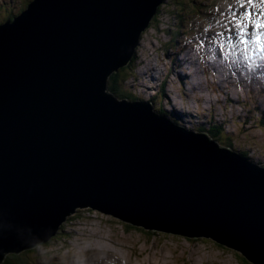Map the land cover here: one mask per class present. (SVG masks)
I'll return each mask as SVG.
<instances>
[{"label": "water", "instance_id": "1", "mask_svg": "<svg viewBox=\"0 0 264 264\" xmlns=\"http://www.w3.org/2000/svg\"><path fill=\"white\" fill-rule=\"evenodd\" d=\"M163 2L31 0L0 25V264L85 208L264 264V167L106 90Z\"/></svg>", "mask_w": 264, "mask_h": 264}, {"label": "rangeland", "instance_id": "2", "mask_svg": "<svg viewBox=\"0 0 264 264\" xmlns=\"http://www.w3.org/2000/svg\"><path fill=\"white\" fill-rule=\"evenodd\" d=\"M28 1L0 0V18L8 16L9 12L12 13L11 15L17 14ZM228 1L165 0L159 15L156 16L157 18H154L151 25L141 34L136 59L131 64L134 67L133 75H129L122 89L129 91L139 99L151 98V101L156 103L155 106L162 105L167 110L174 111L176 108V111L182 110L185 113H190L192 117L185 116L186 125L190 129L199 124L200 121L202 123L218 122L226 117L225 132L234 137L235 145L238 148L249 149L250 153L254 154V160L260 163L259 165L264 166V123L262 122L264 116L259 111L264 108V86L260 89L258 83V80L262 78L261 75L258 77L255 75L243 76L245 80L237 86L230 84L234 82L225 77L227 83L232 85L229 89V95L241 96L242 103L239 107L229 104L228 108L224 109V93L213 98L216 95L209 92L210 83H208V87L202 83V86L193 88V90L191 87L186 88L185 91L190 94V97L184 96L182 99L178 94L179 87L172 82L176 81L174 74H166L163 83L165 85L160 88L157 87V83L160 82L158 80L160 73H156L154 80L141 74L143 69L152 67L146 66L149 62V64L154 65L155 70L160 68L158 64L155 65V56L158 55L163 58L162 49L165 51L174 45L171 42L177 32L185 33V31L190 30L189 21H191L189 23L194 24L197 31H203L204 28L211 26L212 32H221V25L216 21L223 22L225 17L217 15L219 13L217 9L221 6L227 7ZM234 5L238 8L236 4ZM196 18L203 20L198 22ZM179 19L184 23L182 30L179 28V23L177 24ZM181 32H179L180 36L182 35ZM196 32L189 36L186 35L183 40L177 38L174 40L177 43L176 47L169 48V50L178 49L181 51L183 43L197 40ZM200 47L204 51L205 46ZM186 57L185 53L182 59ZM163 61L169 66L168 59ZM178 62H174L172 67L178 72L185 73L184 68L181 70L176 66ZM196 68L200 70L199 76L204 79L203 69L200 66ZM204 70H209V68L204 66ZM152 71L150 70L148 73ZM214 74L215 81L222 82L220 76L224 78V73L219 68L218 72H214ZM184 77L185 75L182 76V78ZM207 78L210 77L207 76ZM240 79L237 77L238 82ZM190 81H192L191 78L179 80L177 77V82L181 83L182 86L183 82L190 84ZM141 82L150 85L151 88L140 85ZM216 86V83L212 84V87ZM218 90L222 91V89ZM247 90L250 91L248 95L246 94ZM152 94H154L153 97H151ZM165 94L169 95L168 100L164 97ZM204 95L207 96L204 98ZM194 96L195 99L193 100ZM197 100L205 102L210 100L211 102L208 104L213 105L218 102L214 108L215 113L210 114V116L207 115V110L201 113L194 106L193 101ZM208 104L205 105V108L208 107ZM197 116L201 118L198 119ZM126 224L88 208L79 209L62 223L57 239H50L47 243L36 245L32 249H36L37 255L34 254L35 258H33L32 250H30L29 256L35 259L37 264H246L242 261L243 256L239 252L219 245L211 239L187 238L157 230H145L132 225L130 227L127 226L130 224Z\"/></svg>", "mask_w": 264, "mask_h": 264}, {"label": "trees", "instance_id": "3", "mask_svg": "<svg viewBox=\"0 0 264 264\" xmlns=\"http://www.w3.org/2000/svg\"><path fill=\"white\" fill-rule=\"evenodd\" d=\"M30 1L31 0H29L28 2L25 3V6H24V8H21V11H23L24 9H26L28 7V4ZM161 6L162 5H160L158 7L157 14L155 15L154 18H157L156 16L159 15V13L161 11ZM151 21L149 23V26L151 25ZM137 49H138V47L135 49V52H137ZM134 61H135V56L125 66L120 67L117 71L110 74V76L107 78V89H106L107 92L112 93L113 95H115L119 99L127 98L128 100H138V97H136L135 95H132L131 93H129V91L122 89V86L124 85V80L126 79V77L129 75H133L132 72L134 70V67L131 64H133ZM164 89H165V87H164ZM151 105L155 109L156 113H161V114H164V115L170 117L175 123L182 125V126H185L189 130L206 133L211 139L218 142L219 145L224 146V147H228L229 149L237 152L242 157L248 159L251 162H255L256 164L258 163L254 160V157H253L254 154H251L249 149H246L244 147L238 148L235 145L234 137L231 134L225 132L224 126H225V123L227 122L226 120L224 122H221V121L211 122V123L200 122L199 124L195 125L194 127H191L192 129H190L186 125L187 121L185 119L186 118L185 116L182 117L180 114H178L177 112H175L173 110H167L164 107H162V105L161 106L159 105L160 107L155 106L156 105L155 102H152ZM258 164H260V163H258ZM127 226L131 227V225H127ZM58 237L59 236L57 233L56 235H54L51 238V240L57 239ZM45 243H47V242H45ZM30 250H32L31 251L32 257L35 258L33 255L34 254L37 255V252H35L36 249L31 248V249L23 250V251L18 252V253L6 254V256L4 257V260L1 264H37L35 262V259H33L29 256ZM242 261L246 264H252V263L248 262L244 257L242 258Z\"/></svg>", "mask_w": 264, "mask_h": 264}, {"label": "snow or ice", "instance_id": "4", "mask_svg": "<svg viewBox=\"0 0 264 264\" xmlns=\"http://www.w3.org/2000/svg\"><path fill=\"white\" fill-rule=\"evenodd\" d=\"M235 4L240 11H237L232 3H228L226 12L217 9L219 14L225 17L223 22L216 21L221 25V32L215 33L214 39H207V36L212 35L211 26L203 29L206 38L200 40V45L205 43L215 45L218 48V55H223L228 46L234 53L240 51L238 45H244L246 53L249 46L247 37L251 31L256 47H260L264 33V0H235ZM220 40L224 43H220ZM256 71H264V63L257 65Z\"/></svg>", "mask_w": 264, "mask_h": 264}, {"label": "bare ground", "instance_id": "5", "mask_svg": "<svg viewBox=\"0 0 264 264\" xmlns=\"http://www.w3.org/2000/svg\"><path fill=\"white\" fill-rule=\"evenodd\" d=\"M159 66L162 64L161 62H158L157 63ZM184 75V74H183ZM185 78V77H184ZM200 86H202V83H201V85ZM205 96H207V95H204V98H205ZM193 98V97H192ZM195 99V96H194V98H193V100ZM207 102H211L210 100H207ZM170 118V117H169ZM206 134V133H205ZM112 229V228H111ZM92 233V232H91ZM172 234V233H171ZM176 235V234H175ZM181 236H183V235H181ZM184 237V236H183ZM203 238H206V237H203ZM208 239H211V238H208ZM51 264V263H50Z\"/></svg>", "mask_w": 264, "mask_h": 264}, {"label": "clouds", "instance_id": "6", "mask_svg": "<svg viewBox=\"0 0 264 264\" xmlns=\"http://www.w3.org/2000/svg\"><path fill=\"white\" fill-rule=\"evenodd\" d=\"M140 39H141V38H140ZM137 47H138V46H137ZM153 96H154V94L151 95V97H153ZM146 102H149V103L151 104V103H152L151 98L146 99ZM60 228H61V227H60ZM60 228H59V231H60ZM59 231H58V232H59Z\"/></svg>", "mask_w": 264, "mask_h": 264}]
</instances>
